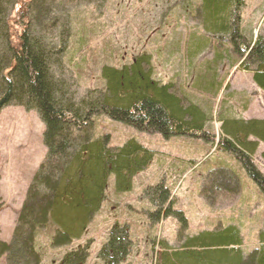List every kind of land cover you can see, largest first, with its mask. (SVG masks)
<instances>
[{"label":"rangeland","instance_id":"rangeland-1","mask_svg":"<svg viewBox=\"0 0 264 264\" xmlns=\"http://www.w3.org/2000/svg\"><path fill=\"white\" fill-rule=\"evenodd\" d=\"M61 7L55 17L63 21L67 15L69 29L63 70L77 98L87 90L105 89L104 66L120 68L147 54L152 78L171 84L186 108L201 111L203 131L211 138H164L104 115L94 117V136L108 135L110 146L134 138L154 151L153 160L133 175L129 190L119 191L115 177L109 176L99 210L82 237L70 245H51L52 223L38 230L35 248L41 263L64 264L65 252L87 242L83 264H111L99 252L115 224L128 227L130 247L113 264H165L164 250L180 248L184 235L227 225L239 229L243 255L259 247L264 194L242 164L218 146V139L225 136L224 120L229 126L236 119H264V91L253 82L252 72L240 65L231 42L206 31L202 0H63ZM46 22V27L55 23ZM240 27L251 42L264 34V0H244ZM43 131L35 110L19 105L0 110L1 241L10 240L30 180L45 157ZM247 140L256 141L251 160L264 174V142L253 135ZM232 175L237 178L236 191ZM160 182L170 190L173 204L171 213L153 220L150 214L155 209L146 188ZM0 264H7L4 255Z\"/></svg>","mask_w":264,"mask_h":264},{"label":"trees","instance_id":"trees-1","mask_svg":"<svg viewBox=\"0 0 264 264\" xmlns=\"http://www.w3.org/2000/svg\"><path fill=\"white\" fill-rule=\"evenodd\" d=\"M62 5L63 0H0V110L8 105L35 110L44 124L46 148L26 190L11 238L0 240V255L7 264H42L35 234L49 223L55 226L52 246H68L81 238L106 197L109 176L115 177L119 191L129 190L133 175L153 160L154 151L134 138L110 146L108 135L94 136V117L104 115L164 138H211L203 131L201 111L196 106L186 108L171 84L152 78L147 54L135 56L120 68L104 66L105 89L87 90L77 98L63 70L68 17L64 15L63 21L55 17ZM243 6L244 0H202L204 26L212 36L231 42L240 65L252 72L253 82L264 91V34L251 42L242 33ZM46 21L55 23L46 27ZM221 127L225 136L218 139V146L242 164L264 194V174L251 160L257 143L247 140L253 135L264 142V119H236L229 126L224 120ZM261 156L264 159V151ZM231 179L236 191L237 178L232 175ZM146 189L155 209L150 214L153 220L171 213V193L163 182ZM182 225L185 230L186 220ZM183 237L180 248L164 250L165 264H264L263 230L259 232V247L247 255L240 249L242 237L235 225ZM129 247L128 227L115 224L99 256L117 263ZM87 257L86 242L65 252L62 260L64 264H83Z\"/></svg>","mask_w":264,"mask_h":264},{"label":"crops","instance_id":"crops-1","mask_svg":"<svg viewBox=\"0 0 264 264\" xmlns=\"http://www.w3.org/2000/svg\"><path fill=\"white\" fill-rule=\"evenodd\" d=\"M46 150V149H45Z\"/></svg>","mask_w":264,"mask_h":264}]
</instances>
